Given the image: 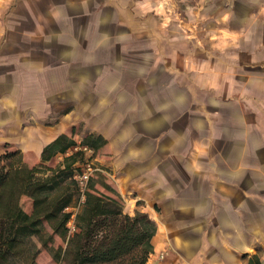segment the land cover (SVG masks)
Here are the masks:
<instances>
[{
    "label": "crops",
    "instance_id": "crops-1",
    "mask_svg": "<svg viewBox=\"0 0 264 264\" xmlns=\"http://www.w3.org/2000/svg\"><path fill=\"white\" fill-rule=\"evenodd\" d=\"M169 2L0 0V144L103 138L145 264H264V0Z\"/></svg>",
    "mask_w": 264,
    "mask_h": 264
},
{
    "label": "trees",
    "instance_id": "trees-1",
    "mask_svg": "<svg viewBox=\"0 0 264 264\" xmlns=\"http://www.w3.org/2000/svg\"><path fill=\"white\" fill-rule=\"evenodd\" d=\"M83 141L93 148L94 156H98L107 143L103 138L92 135L84 136ZM54 143L60 152L73 144L63 137H58ZM0 145L4 150L0 155V260L7 251L16 257L20 256L22 248L27 252L19 237L38 236L41 226L51 223L59 240V250L52 257L55 263L63 261L66 255H70V264L146 263L153 227L149 222L142 225L140 217H131L123 212V199L109 175L94 173L89 180L83 212L77 217V225L84 228L81 241L71 250L65 227L69 214L63 209L71 205L72 200L66 196L51 199L45 194L50 187L59 185L51 166L54 163L52 150L45 149L40 157L34 156V159L38 166H45L53 175L36 177L38 166H12L11 160L16 158L21 163L23 154L10 143L2 142ZM77 158V155L64 158L62 169L70 170ZM5 160H8L7 167L1 165ZM22 198L26 201H21ZM27 254V264H37L38 255Z\"/></svg>",
    "mask_w": 264,
    "mask_h": 264
},
{
    "label": "rangeland",
    "instance_id": "rangeland-1",
    "mask_svg": "<svg viewBox=\"0 0 264 264\" xmlns=\"http://www.w3.org/2000/svg\"><path fill=\"white\" fill-rule=\"evenodd\" d=\"M198 1L199 0H171V2H169L167 5H171L173 7V10H169L170 12H174L177 18H181L184 14L186 16H190L189 14L192 13V9L194 7H197L196 2ZM75 133L76 132H73L72 135H74ZM75 139L81 140L84 143L83 135L81 134L76 136ZM21 159V163H19L16 158H14L13 161L11 160L12 166H20V164H24L28 168L32 166H38V163L35 161L34 155L32 154H23ZM53 160L54 163L51 166L52 168H54V176L57 178L59 185L58 187H50V189L45 194L51 199H54L55 196L70 197L73 202V200H75L77 196V193L75 190L73 179L70 177L72 168L70 170L62 169L63 167L60 166L63 165L64 161L58 158L57 156H54ZM7 161L8 160L3 161L1 165L4 164L7 167ZM36 174V177H43L45 175H49L50 177L51 175H53L43 165L38 166ZM21 201H23V198L21 199ZM24 201H26V199ZM81 212H83V210ZM79 226V231L69 239V249L71 250L75 247V245H77L81 241V233L82 229L84 228L81 224H79ZM19 239L21 240L23 246L26 248L27 252L23 251L22 248V252L20 251V253L18 254L20 256L16 257L12 254V252L7 251L4 255V258L0 260V264H27V253L32 256L38 255L36 259L37 264H70V255H66L64 259H62L63 261H56V263L54 262V260H52L53 255H55L56 251L59 250V240L57 234H54L52 230L51 223L43 224L41 226V233L38 236H34L31 238L22 236L19 237ZM65 246L66 244L63 246L60 253L63 252Z\"/></svg>",
    "mask_w": 264,
    "mask_h": 264
},
{
    "label": "built area",
    "instance_id": "built-area-1",
    "mask_svg": "<svg viewBox=\"0 0 264 264\" xmlns=\"http://www.w3.org/2000/svg\"><path fill=\"white\" fill-rule=\"evenodd\" d=\"M70 155H77V161L72 165L71 176L75 182L77 196L71 205L65 207L63 211L69 214L65 223L67 228L66 238H71L79 231L77 225V217L81 213L82 208L86 202L88 182L94 173H105L104 169L96 164L94 150L87 143L81 140H75L68 149L60 152L57 156L61 160L70 157ZM64 161V160H63ZM163 253L158 257L163 259Z\"/></svg>",
    "mask_w": 264,
    "mask_h": 264
}]
</instances>
